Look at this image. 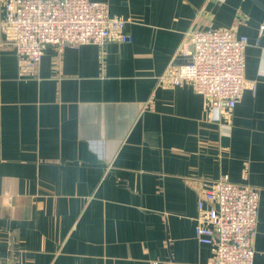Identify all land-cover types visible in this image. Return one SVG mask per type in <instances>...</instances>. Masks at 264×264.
Instances as JSON below:
<instances>
[{
  "label": "crops",
  "instance_id": "obj_1",
  "mask_svg": "<svg viewBox=\"0 0 264 264\" xmlns=\"http://www.w3.org/2000/svg\"><path fill=\"white\" fill-rule=\"evenodd\" d=\"M98 1L131 41L48 46L21 77L0 39V264H210L194 225L220 176L257 188L264 264V0ZM206 27L248 40L227 117L159 81L188 63L183 33Z\"/></svg>",
  "mask_w": 264,
  "mask_h": 264
},
{
  "label": "built area",
  "instance_id": "obj_2",
  "mask_svg": "<svg viewBox=\"0 0 264 264\" xmlns=\"http://www.w3.org/2000/svg\"><path fill=\"white\" fill-rule=\"evenodd\" d=\"M125 25V19L109 14L104 1L1 0L0 39L12 45L21 77L36 74L48 46L62 50L85 43L129 42ZM263 28L264 21L259 31ZM247 44V37L232 28L187 30L180 53L190 61L167 66L159 81L167 86L189 82L210 107L230 116L246 86ZM258 201L257 188L226 176L205 185L197 201L194 236L211 248L210 264H253Z\"/></svg>",
  "mask_w": 264,
  "mask_h": 264
},
{
  "label": "water",
  "instance_id": "obj_3",
  "mask_svg": "<svg viewBox=\"0 0 264 264\" xmlns=\"http://www.w3.org/2000/svg\"><path fill=\"white\" fill-rule=\"evenodd\" d=\"M256 4H258L259 6L263 7L262 4L258 1V0H253ZM188 57V62L190 61V57Z\"/></svg>",
  "mask_w": 264,
  "mask_h": 264
}]
</instances>
